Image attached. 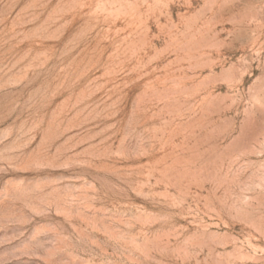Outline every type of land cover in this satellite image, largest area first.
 <instances>
[{
	"label": "rangeland",
	"instance_id": "374dc122",
	"mask_svg": "<svg viewBox=\"0 0 264 264\" xmlns=\"http://www.w3.org/2000/svg\"><path fill=\"white\" fill-rule=\"evenodd\" d=\"M0 264H264V0H0Z\"/></svg>",
	"mask_w": 264,
	"mask_h": 264
}]
</instances>
